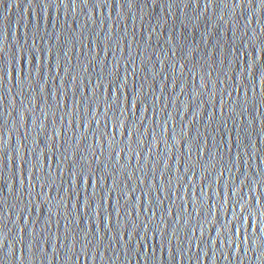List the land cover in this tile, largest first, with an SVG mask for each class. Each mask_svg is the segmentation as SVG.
I'll use <instances>...</instances> for the list:
<instances>
[{
  "label": "water",
  "instance_id": "water-1",
  "mask_svg": "<svg viewBox=\"0 0 264 264\" xmlns=\"http://www.w3.org/2000/svg\"><path fill=\"white\" fill-rule=\"evenodd\" d=\"M72 2L0 0V264H264L260 0Z\"/></svg>",
  "mask_w": 264,
  "mask_h": 264
},
{
  "label": "snow or ice",
  "instance_id": "snow-or-ice-1",
  "mask_svg": "<svg viewBox=\"0 0 264 264\" xmlns=\"http://www.w3.org/2000/svg\"><path fill=\"white\" fill-rule=\"evenodd\" d=\"M81 3L83 4V6L85 8H87L88 4H89V0H81ZM212 3H214V0H208V4L205 5V10H207V8ZM75 5H76V0H73V2H72L73 9H74ZM237 6H240L241 8H247L248 9L249 7L253 6L252 0H247V3L245 2V0H237V3L232 5L233 11L235 10V8ZM66 7H69V5L67 4ZM258 7L261 11H264V0H260ZM253 14H255V11ZM221 19H222V17H221ZM249 23H251V21ZM185 27H187V26H185ZM245 31H247V26L245 27ZM195 39H196V37L193 36V40H195ZM241 39H243V38H241ZM255 39H259V51L261 54H264V35L256 37ZM220 41H221V37H220V33H219L218 28L210 31L208 29V27L206 26L204 32L200 34L199 43L203 44L207 48L209 46H211L213 48V50H215V48H218L220 46ZM249 41L251 42L250 46L252 47V56L245 61L246 67H243V72L244 73L246 72L249 76H251L253 78H255L256 74L259 73L261 76V79H264V59H257V57H256V45L254 42V38L251 37L249 39ZM198 46L199 45H197V47ZM193 51H195V49H193ZM175 54H176L175 52L172 53V55H175ZM173 67H175V65H173ZM201 87L202 88L208 87V82L205 81L201 85ZM108 107L110 108L111 104H109ZM18 115H20V113H18ZM94 155H95V153H94ZM65 158H67V155H65ZM96 159L98 160L99 157H96ZM73 174L77 175L76 173H73ZM240 199H243L242 195H241ZM87 207L91 208V204L89 203L87 205ZM58 208H59V205H57V209ZM110 215L111 214L109 213V216ZM8 220H9V217L7 219H5L4 217L0 216V231H3L4 226L8 223ZM19 221H20V218H19ZM101 222L104 223L105 221L102 220ZM13 223L16 224L17 229L20 233L25 232V230L27 228V224H28L26 219L24 220L23 224H21L20 222H17V221H13ZM133 226H134V228L139 227V225L135 224V221H133ZM145 227H147V226L145 225ZM162 230H163V228H162ZM125 232L127 234V242L129 244V246H131V240L133 238L132 233L127 232V228L125 229ZM19 242L24 243V239L22 236H21V239ZM75 243H76V238L74 237L73 238V247H75ZM89 243H90V241H89ZM28 250H30V249H27V251ZM8 255L10 257L13 256V249H12L11 245L8 248ZM23 259H24L23 255L16 257V260L19 262V264H21Z\"/></svg>",
  "mask_w": 264,
  "mask_h": 264
}]
</instances>
